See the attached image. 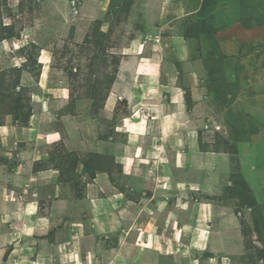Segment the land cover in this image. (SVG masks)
<instances>
[{
  "label": "rangeland",
  "instance_id": "rangeland-1",
  "mask_svg": "<svg viewBox=\"0 0 264 264\" xmlns=\"http://www.w3.org/2000/svg\"><path fill=\"white\" fill-rule=\"evenodd\" d=\"M235 1L231 4L233 1L230 0H174V4H164L168 12L164 14L169 19L167 22L161 15L158 17V11L155 13L156 9L149 0H0V264H60L58 257L66 259L65 252H72L77 245L82 257L78 254L72 261L75 254L70 253L69 264H77L78 259L80 264H188L194 258H198L195 260L198 264L199 260L200 264H206L210 255H186L179 251L180 246L178 252L169 247L159 254L144 253V248L135 244L141 243L143 247L142 240L151 238L144 236L141 228L133 225L134 221L129 218L121 221L118 216H112V212L99 209L95 203L99 194L96 196L94 187L89 184L95 178L99 182L106 179L104 184L108 190L104 189L106 191L100 198L109 199L115 195L121 199L125 196L133 207L130 217L136 214L158 224L164 217L157 216L158 220L156 213L164 214L174 207L178 210L173 211L177 216L169 213L168 217L179 216L178 224L184 223L194 203L196 225L202 208L198 202L205 200L208 203L203 195L189 193L184 196L176 192L157 193L156 200L149 202L143 199L145 193L150 194L146 188L153 186L152 191H155L159 182L168 181L159 176L158 164L154 163L152 167L145 164V171L146 168L152 169L148 174L142 173L143 169L130 174L129 170L118 165L116 157H110L119 155L115 151L122 147L126 138L118 132V126L128 118L129 128H137L129 119H135L131 117L132 111L142 108L143 104L138 101L135 109H131L127 99L130 94L123 90L122 80L127 87L131 84L127 83L132 78L126 73L127 68L133 69L139 64L138 60L122 57L128 55V49L124 52V48L132 40L153 37L155 33L169 37L172 31L179 34L185 31L183 37L190 48L189 51L183 47L187 53L184 54L177 44L171 47V44L164 43L162 48L151 44L150 49L155 48L153 55L159 61V71L173 69V63L180 65V60L187 63L184 65L187 74L194 71L193 75H198L203 68L206 71L203 84L199 78L191 79V83L187 78L184 82L190 97L199 87L207 91L201 104L192 111L194 121L188 116L183 117L185 112L174 115L172 121L173 126L185 125L188 130L195 131L190 135L197 138L200 134L196 131L203 129V122L208 119L210 133L200 135L201 150L228 154L195 158L193 166L197 169L198 180L204 164L212 165L216 172L233 167V180H236L243 175L241 172L246 162L242 157L249 151L256 150L257 157L263 155L264 159V148L258 147L260 142L264 145V141L252 139L258 129L252 128L243 113L233 115L227 110V103L218 105L211 93L216 87L223 89L225 82L229 81L228 72L245 70L244 64L240 67L245 49L238 51L235 42L219 46V38L217 40L220 24L232 21ZM239 6L242 25L241 17L246 21L257 15L264 17V0H240ZM157 28L162 29L156 31ZM134 46L139 47L138 44ZM227 50L231 51L227 53ZM129 51L134 50L130 48ZM260 51L264 54V50ZM144 54H150V51L146 49ZM204 59L208 60V69L203 67ZM132 73L135 74L136 70ZM148 79L147 75L143 78L144 81ZM197 96L194 99H199ZM212 101L217 106L215 112ZM188 107L190 109L193 105ZM232 116L240 125L243 136L227 135L221 127L227 118L230 123ZM166 121L170 118L162 117L163 128ZM156 128L153 123L148 132L153 133ZM212 129L220 131L213 134ZM183 135L180 131L172 133V142L184 138ZM169 154L172 157L166 160L161 157V160L175 163L174 154ZM184 163V157L177 159V165ZM176 171L177 178L186 181L184 171L179 168ZM188 180L196 182L193 176ZM243 181L231 195L227 193L223 197L239 210L249 208L244 202L252 205V212L243 215L242 232H239L246 250L243 255L227 257L233 264H264V204H255L258 201L247 188L245 179ZM163 187L165 184L161 189ZM232 195L239 197L240 201L233 199ZM163 202L167 204L166 208ZM31 203L35 205L34 211H29ZM102 205L105 206V202ZM25 212L36 214L38 225L49 230L47 235H22L31 233L25 224ZM114 217L121 224H111ZM35 225L31 223V226ZM36 227L40 232V227ZM190 233L189 239L194 231ZM185 238L187 236L183 243L188 245L190 240ZM130 254L134 260L128 259Z\"/></svg>",
  "mask_w": 264,
  "mask_h": 264
},
{
  "label": "crops",
  "instance_id": "crops-1",
  "mask_svg": "<svg viewBox=\"0 0 264 264\" xmlns=\"http://www.w3.org/2000/svg\"><path fill=\"white\" fill-rule=\"evenodd\" d=\"M146 1L148 2V0ZM149 1H151L150 4L154 5V8L156 9V11L154 9L153 11H155V13H157L158 11V17H160L161 15L163 17L162 19L169 22V19L167 17H164V14L168 13L166 11V7H164V4H174V0ZM230 2H232L231 4H233L236 1L230 0ZM235 4L236 6L232 7V21H227L226 23L220 24L221 29L220 33H217V40L219 38V46H226L227 44L231 45L232 42H235L238 46V51H242L243 49H245V53L240 59V67L242 68V65L244 64L245 70H240L241 72H235L234 70H232L227 73V75L230 74V76L229 81L227 80L228 82H225V86L222 89V91L224 90V97L222 101H225L227 104H229L226 109L231 110L233 115L236 112L243 113L247 118H249V121L251 122L250 125L253 126L252 128H254V130L258 129L256 132H254V134H252L253 140L255 139L256 141H264V94H259L264 93V54H261L260 51L264 50V25L251 29L243 27V25L239 22L241 13V9L239 6L240 0H237V3ZM95 5H97V3ZM171 17L173 18V16ZM161 26L163 25H160L159 27ZM161 29L162 28H157L156 31H160ZM185 34V31L180 34L172 31V34L169 37H167V35H161L160 37L157 33H155L153 34V37L146 36L145 38H139L136 41L132 40L127 45V47L124 48V50H129L130 48H134L135 44H138L139 46L136 54L133 53L131 55H122V57L129 58V60L139 61V64L137 63V66L134 65L133 69L127 68L126 70L127 74L132 75V78H129V82H127L131 83L130 86H125L126 83L124 82V80L122 81L124 83L123 87H125L123 90L126 92L128 90L127 93L130 94L127 99L128 102L130 101L131 109H135V105L139 104L138 101H141V103L143 104L141 105L142 108L139 107L137 111H132L133 114L131 117L133 118L134 116L135 119H129L134 123V125H137V128L133 127V130L129 128V123L126 122L128 118L123 120L122 124L118 126L120 129L118 132L120 134H123L126 138L122 147H119L117 151H115L119 155L115 156V154H112V157H116L118 165H122V167L126 168V171L129 170L130 174L137 170L142 172V169V173L148 174L152 171V169L149 171V168H146L147 171H145V166H147L145 164H148L149 167H152V164L154 163L158 164L157 170L159 171V176L162 179L166 178V180L168 181L162 180L161 182H159L154 189L155 191H152L153 186L146 188V190L150 192V194L145 193L143 199H146L149 202H154V200H156L157 193L172 194L173 192H176L184 196L189 193H193L195 195H203V198L207 199L208 203L205 202V200H201V202H198L200 203V205H202V208H200L201 211H199V217H197L196 225L194 220V203L188 210V219L184 221V223L178 224V221L180 220L179 216L176 218L172 217L171 219L168 217L169 213L177 216V212L173 213L174 209L177 210L176 207H174V209L172 210L167 211L168 214L156 213V219H158L157 216H163L164 218L160 220L158 219L159 221H162L160 222L161 224L152 223L150 218L144 219L143 217H137L136 214L130 217V210L133 209V207H130L132 206L130 204L131 202L129 199H126L125 196L121 199L115 198V195L109 196V199H104V197L100 198V195L104 194L105 191L108 190L104 184V180L106 179H103L99 182L98 178H95L94 182L90 183L89 185L94 187V194L96 196L99 194V196L95 199V203L97 204V206H100L98 207L99 209H102V211L105 210L106 212H112L111 215L118 216L121 221H128L127 218H129L130 220L134 221L133 225L141 228L140 230L144 233V236H147V238H151V240L148 239V241L142 240L143 247L141 246V243L135 244V246H138V248H144V253L159 254L164 252V250L169 247L171 248V250L177 251L179 248L178 246H180L179 251L185 253L186 255L193 254L199 257L204 254L210 255V257L207 259L206 264H214V261H217V264H229V261L230 264H233L232 261L229 260L227 255L238 256L245 253L246 249L244 247V243H242L240 240L241 235L239 234V232H242L241 229L243 215L246 216V213L248 214L252 212V205H246V202H244V206L249 207L250 210L249 208L243 209L242 207L239 210L238 206H235L233 203H227L228 201L224 200V195H226L227 193H230L231 195V192L239 187L233 180V167L231 169L229 168L228 170L224 167L222 171L216 172L212 165L204 164L201 168L203 170V172L200 174L201 179L198 180V174H195V171L197 169L193 166L195 158L201 157L200 159H203L205 157L213 155H228L225 152L217 154V152L215 151L205 152L204 149L201 150L202 142L201 140H199V138L200 135L210 133L207 124L209 120L207 119L205 120V122H203L205 125V127L203 126V129H199L198 131H196L200 134L197 138H194L193 134L190 135L195 131L188 130L185 125L179 128L175 125L173 126L172 124L174 115L181 114L182 112H185V114L182 113L183 117L188 116L189 120H192V122L194 121L195 117L192 111H194L198 107V104H201L202 98L207 93V91L205 88L199 87L196 89L197 92L196 90H194V95L190 97L189 93L184 87V82L187 78V82L189 83H191V79L199 78V81L201 82L199 83L203 84V78H206V71L203 68V70L201 71L197 70L199 71L197 72L198 75H193L194 71H191L187 74V71L184 70V65H186L187 63L181 60L180 65L173 63V69L170 68L167 70L159 71L157 68L159 65V61L156 59V56L153 55L155 48H162V46H165V44L168 46L171 44V47L174 44H177L178 47L180 46V50H182L184 54H187L183 50L184 48H186L190 51L188 41L183 37L185 36ZM160 38L162 39V41L159 40ZM151 44L153 46L155 45V48H152V50L150 49ZM146 49L150 51V54H144V50ZM223 50L226 52L225 47ZM248 50H251V52L246 53V51ZM230 51L231 50H227V53ZM125 69L122 70L123 74L125 72ZM178 69H181L182 71L179 72ZM135 70L136 73L133 74L132 72ZM246 70H249V72H247ZM127 74L125 76H127ZM143 75H147L149 79L147 81H144ZM258 76L262 78L259 79ZM246 77L251 78L250 80H246ZM163 78L165 79L164 81L162 80ZM200 78H202V81L200 80ZM231 89H235V91L233 90V92L230 94L229 91ZM178 91H180L181 95ZM213 91L214 92L211 93H213L212 95L215 96V93H217V91ZM222 91L220 92V95H222ZM195 92L198 93V96L195 94ZM153 94L161 95L153 96ZM115 96L116 95L114 94V97ZM194 96H197V98L199 97V99H194ZM141 97L143 99H141ZM191 99L193 100V102L191 101ZM186 100H188L189 102H187ZM188 103H190V105ZM191 104L193 105V107H190L189 109L188 106H191ZM211 105L214 108L215 112L217 107L215 102L212 101ZM148 107L150 110L147 109ZM162 117L170 118V121L165 122V128H163L161 125ZM233 119L234 116H232L231 120L229 119V123L227 118V120H225L224 124L221 126L224 128V131L227 133V135L231 134L228 123L231 125L233 123ZM153 123L157 125L156 131L153 133H149L148 128ZM168 123L169 125H167ZM139 126L140 129H138ZM176 131L182 132V134H184L183 136L185 137H179L172 142L173 138L171 134L175 133ZM219 131L220 129H218L217 131L213 130V134H216ZM207 140L209 139L205 140L207 144H209L210 141ZM206 146L208 148V145ZM258 147L264 148L263 143L260 142ZM249 152L250 153L242 157L246 164L243 166L244 170H241V174H243V179H245L249 189L255 196V200L258 201L255 202V204L262 205L264 204V159L262 158L263 155H261V157H257L256 150L254 152L253 150ZM169 153L174 154L175 163H165L163 161L168 157H172ZM161 157H163V160H161ZM182 157H184L185 163L182 166H179L177 165V159ZM172 164H174V166H172ZM176 168L184 171L186 181L179 180L177 178ZM190 173L191 175H188ZM192 176L194 177L196 182L188 180V178H192ZM163 184H165V187L161 189V186H163ZM144 185H146V183ZM140 186L143 187V185ZM146 186H149V184H147ZM192 187H195L196 190H193ZM232 198L240 201L239 197H237L236 195H232ZM104 202L105 206L102 205ZM32 204L34 203L30 204L31 206L29 208V211L35 210V205ZM216 204L219 206H217ZM228 204H230V206ZM164 205L166 208L167 204ZM247 209L249 210L248 212ZM236 211H238V213H236ZM181 212H183V209L181 210ZM138 213L139 211L137 212V214ZM25 214H27L25 215L27 219V222L25 224L29 227L31 233L28 235L21 233L22 235L26 237H34L35 235H47L46 231L49 232V230H45L42 225H38V218L36 217V214H29L28 212H25ZM120 220L117 217H114L111 224H115L116 226H118L119 224H121ZM31 223H36V225L31 226ZM36 226L40 227V232ZM151 226L153 227L150 228ZM21 229L19 230V232L22 231ZM190 230L194 231V235L192 234V238L189 239L188 237H191L190 232H192ZM185 236H187V238L185 239L190 240L188 245H186L185 242L183 243ZM144 244H147L149 246L144 247ZM70 253L72 255L76 253L74 247L73 251ZM220 255L222 256L218 258V256ZM62 257L63 260H65L64 256ZM128 259L134 260L131 254ZM196 259L198 258H194L188 261V264H198V262H195ZM58 260L60 261V264H65L66 262H68V259H66V262H63L60 256L58 257ZM77 264H79L78 261Z\"/></svg>",
  "mask_w": 264,
  "mask_h": 264
},
{
  "label": "trees",
  "instance_id": "trees-1",
  "mask_svg": "<svg viewBox=\"0 0 264 264\" xmlns=\"http://www.w3.org/2000/svg\"><path fill=\"white\" fill-rule=\"evenodd\" d=\"M241 22L243 23V25L245 26V28L251 29L253 27H257V26L264 25V17L261 18L260 16L257 15L255 17H253V19L250 20V21H246V20H244V18L241 17ZM214 44H217V43L215 42ZM209 60H210V58H209ZM207 62H208V60L204 59V67H206L208 69ZM211 70L213 71V69H211ZM215 91H217V93H215V97H216L215 100L218 103V105L226 103L225 101H222L224 95L223 96L220 95V92L222 90H220L218 87H216L215 88ZM227 105H229V104H227ZM234 121H235V119L233 120V123L231 125L228 124V127L230 129L231 134H233L234 136L235 135L236 136H243L244 133H243L240 125L238 123L234 122ZM110 157L113 159L112 156H110ZM234 182H235L236 185H238L240 187L241 186V183H244L243 177L241 176L240 178L239 177L236 178V180H234ZM247 188H248V186H247Z\"/></svg>",
  "mask_w": 264,
  "mask_h": 264
},
{
  "label": "bare ground",
  "instance_id": "bare-ground-1",
  "mask_svg": "<svg viewBox=\"0 0 264 264\" xmlns=\"http://www.w3.org/2000/svg\"><path fill=\"white\" fill-rule=\"evenodd\" d=\"M134 51H136L135 53H137V50H138V48L136 47V46H134V48H132ZM125 51H127V50H124V52ZM134 51H132V53L128 50L127 51V53L128 54H133L134 53ZM140 53V52H139ZM145 76V75H144ZM169 119V118H168ZM133 124V123H132ZM134 125V124H133ZM132 126V125H131ZM141 126V125H140ZM140 126H139V128H140ZM138 128V129H139ZM193 190H195V188H193ZM124 214V213H123ZM144 247H146L145 245H144ZM75 250H76V253H75V255H71L70 253H69V251L68 252H65L66 253V255H67V257H66V259H68V262H66L65 264H69L71 261H70V259L72 258V261H75L76 260V256L78 255V254H80L81 255V257H82V254H81V252L79 253V246L77 245V247H75ZM63 254V253H62ZM69 256L71 257L70 259H69ZM65 258V257H64ZM66 259H65V261H66ZM78 262H79V264H80V260L78 259L77 260Z\"/></svg>",
  "mask_w": 264,
  "mask_h": 264
}]
</instances>
